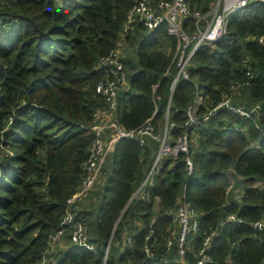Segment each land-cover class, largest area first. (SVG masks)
<instances>
[{
	"label": "trees",
	"instance_id": "obj_1",
	"mask_svg": "<svg viewBox=\"0 0 264 264\" xmlns=\"http://www.w3.org/2000/svg\"><path fill=\"white\" fill-rule=\"evenodd\" d=\"M137 1L0 0V264H196L212 234L208 264H264V230L251 227L264 222V4L234 14L225 37L193 56L190 79L176 82L177 37L164 25L149 32L138 19L123 32ZM143 1L158 10L171 0ZM216 1L186 0L187 34L204 28L196 14L207 16ZM116 49L125 52L128 78L118 92L120 123L135 130L152 119L157 132L173 124L170 142L187 134L195 171L188 175L184 155L175 164L170 157L150 200L133 198L158 144L119 140L104 185L71 205L94 142L91 128L101 121L94 114L108 107L96 90L106 76L98 62ZM225 100L250 117L219 108ZM182 198L199 220L184 260L176 244L166 247L179 231ZM68 212L87 226L95 251L72 244L70 230L50 248ZM230 215L242 223L228 222Z\"/></svg>",
	"mask_w": 264,
	"mask_h": 264
},
{
	"label": "built area",
	"instance_id": "obj_2",
	"mask_svg": "<svg viewBox=\"0 0 264 264\" xmlns=\"http://www.w3.org/2000/svg\"><path fill=\"white\" fill-rule=\"evenodd\" d=\"M250 3L264 4V0H217L210 14L207 16H203L200 13L196 14L197 23L204 20L207 21V23L204 28L197 27L196 31L189 35L184 29V20L188 18L190 13L186 0L161 1L158 10L154 9L145 1L139 0L128 12L127 22L123 32L124 34L131 32L133 23L137 19L143 22L144 27L149 32H152L160 25H164L170 35L178 38V45L173 56V64L177 69L176 82H178L180 78H184L188 81L190 79L188 67L196 52L206 45L214 46L217 41L224 38L227 34L228 22L231 17L247 7ZM208 16L210 19L206 20ZM259 42L262 43L263 38L259 39ZM120 54L119 49L113 50L108 55L100 58L98 62V66L105 70L106 76L98 84L96 90L97 93L105 99L108 107L94 114V120L101 119V121L94 123L91 128L90 133L94 135V142L90 149L83 181L77 193L71 198V205L90 196L108 158L112 154L114 146L119 140H133L138 142L140 146H145L148 140H152L158 144V151L146 174L145 180L134 194L133 198L137 197L142 201L150 200V193L148 191L153 187L155 178L160 174L164 163L170 157L174 159L173 164H175L176 158L179 155H184L188 175L192 176L195 171V165L188 155L189 139L187 134L176 142H170V133L174 128L173 124L169 125L167 123L163 132H157L152 119L146 121L143 126L135 130H128L120 123L115 113L118 106V92L121 88L128 85V78L123 71ZM248 75H250V73H248ZM238 88V85L231 87L232 90ZM199 103L200 102L196 100L195 103L189 107V123H187L189 126H192L196 122L193 114ZM224 106L233 112H238L243 116L250 117L249 114L231 107L229 100L223 101V103L219 105V108ZM112 114H114L112 120L106 122L104 118ZM187 185L188 183L184 186V190L187 189ZM232 190L233 185L227 188V193H230ZM174 221L178 224L179 231L173 230L171 232L166 247L170 249L173 244H176L181 260H184L188 250V235L190 232H195L199 226L198 213L182 198ZM227 221L236 222L238 224L242 223V220L236 215H230ZM251 227L255 230L263 231L264 222H255L251 224ZM66 230L71 231L72 244L89 251L96 250L95 245L89 242L87 226L82 220H76L74 214L71 212H68L63 219L61 230L50 240V248L60 244V240ZM212 235L205 239V249L200 252V260L196 264H208V262L211 261L205 250L211 245ZM150 243L151 240L149 237L147 238L144 248V252L148 256L151 254ZM129 244H131V239L126 241V245ZM108 253L109 246L105 250V260L108 257ZM165 263L173 264L167 261H165ZM42 264L48 263L44 260Z\"/></svg>",
	"mask_w": 264,
	"mask_h": 264
},
{
	"label": "rangeland",
	"instance_id": "obj_3",
	"mask_svg": "<svg viewBox=\"0 0 264 264\" xmlns=\"http://www.w3.org/2000/svg\"><path fill=\"white\" fill-rule=\"evenodd\" d=\"M209 19H210V18H208V20H209ZM177 45H178V44H177ZM121 46H123V44H121ZM121 53H124V54H125V52H124L122 49H121ZM202 99H203L202 95H198L196 100H197L198 102L201 103V102H202ZM200 103H199V104H200ZM106 176H107L106 172H103V174L101 173V175H100V177H99V180H98V182L96 183V185H95L93 191L95 190V188H96L97 185H100V186H103V185H104V180L106 179ZM93 191H92V192H93ZM92 192H91V193H92Z\"/></svg>",
	"mask_w": 264,
	"mask_h": 264
},
{
	"label": "water",
	"instance_id": "obj_4",
	"mask_svg": "<svg viewBox=\"0 0 264 264\" xmlns=\"http://www.w3.org/2000/svg\"><path fill=\"white\" fill-rule=\"evenodd\" d=\"M109 246V245H108Z\"/></svg>",
	"mask_w": 264,
	"mask_h": 264
}]
</instances>
